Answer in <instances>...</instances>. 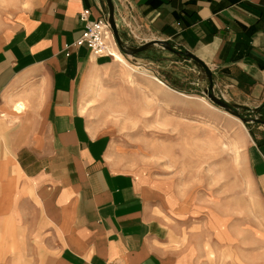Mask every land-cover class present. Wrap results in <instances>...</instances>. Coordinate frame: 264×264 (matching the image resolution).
Returning a JSON list of instances; mask_svg holds the SVG:
<instances>
[{
  "label": "crops",
  "instance_id": "crops-1",
  "mask_svg": "<svg viewBox=\"0 0 264 264\" xmlns=\"http://www.w3.org/2000/svg\"><path fill=\"white\" fill-rule=\"evenodd\" d=\"M114 2L124 39L140 43L122 16L142 39L195 53L226 99L263 105L264 0ZM85 8L104 13L99 0H30L0 21V264H258L240 226L218 209L196 219L189 189L125 164L90 117L92 78L114 59L74 44ZM249 126L231 130L242 169L229 207L264 216V123Z\"/></svg>",
  "mask_w": 264,
  "mask_h": 264
},
{
  "label": "rangeland",
  "instance_id": "rangeland-1",
  "mask_svg": "<svg viewBox=\"0 0 264 264\" xmlns=\"http://www.w3.org/2000/svg\"><path fill=\"white\" fill-rule=\"evenodd\" d=\"M29 1L0 0V21L27 7ZM123 56L129 65L114 57L107 69L92 78L91 101L87 92V103L93 105L90 117L96 118L111 135L114 149L125 164L138 167L146 163L157 176L167 179L171 189H189L190 203L202 210L196 219H208L209 211L218 209L226 225L240 226L237 233L244 240L242 257L255 252L258 264H264L262 212L252 215L246 207L241 211L230 208L237 198L233 188L236 172L239 174L242 169L239 143L231 130L244 126L242 120L205 95V83L200 84L198 69L183 57L160 46L136 56ZM140 67H146L168 87L142 73ZM194 80L196 84L189 83ZM182 89L192 91L186 93ZM180 93L202 97L214 107ZM243 114L251 116L250 112ZM196 127H201L197 129L199 135H205L202 141L191 131ZM256 236L259 242L250 244Z\"/></svg>",
  "mask_w": 264,
  "mask_h": 264
},
{
  "label": "water",
  "instance_id": "water-1",
  "mask_svg": "<svg viewBox=\"0 0 264 264\" xmlns=\"http://www.w3.org/2000/svg\"><path fill=\"white\" fill-rule=\"evenodd\" d=\"M101 4V8L105 13L108 14V18L111 24L112 32L117 41V44L120 50L126 54L131 56H136L144 51L156 48L158 46L167 49L176 55L183 57L185 60H188L193 63V65L198 69V80L201 83H205L203 87V92L205 95L215 104L220 106L226 111H230L234 115H236L239 119L242 120L244 124L246 123H255L260 122L264 123V117L260 113V106H249L242 103H233L218 94L215 89L214 83V74L211 68L195 53L191 52L188 49L179 48L172 41L160 38H154L148 40L142 44H134L130 43L126 39H124L120 33L119 26L117 24L116 19V7L114 0H99ZM198 82V84H199ZM250 112L251 116L247 117L243 113Z\"/></svg>",
  "mask_w": 264,
  "mask_h": 264
},
{
  "label": "built area",
  "instance_id": "built-area-1",
  "mask_svg": "<svg viewBox=\"0 0 264 264\" xmlns=\"http://www.w3.org/2000/svg\"><path fill=\"white\" fill-rule=\"evenodd\" d=\"M90 11L88 8L83 9L79 13V18L84 22V29L82 34L74 41L75 45H83L85 44L91 53H94L97 56H107L114 58V50L117 48L120 52H122L117 44V41L112 32L111 24L108 18L107 13H103L98 18L91 20L89 18ZM117 19V18H116ZM122 23L129 29L131 34L140 41L139 44H142L147 39H142L134 32L133 24L131 20L122 16ZM118 26L120 22L117 19ZM123 53V52H122ZM68 54V53H67ZM124 54V53H123ZM222 95L223 93H218ZM226 98V97H225ZM105 264H121L116 260L108 261Z\"/></svg>",
  "mask_w": 264,
  "mask_h": 264
},
{
  "label": "bare ground",
  "instance_id": "bare-ground-1",
  "mask_svg": "<svg viewBox=\"0 0 264 264\" xmlns=\"http://www.w3.org/2000/svg\"><path fill=\"white\" fill-rule=\"evenodd\" d=\"M114 57H116L117 59L121 60L123 63H125L126 65H129L125 59H124V56L121 52H119L118 50H114ZM141 68V67H140ZM142 73H144L145 75L147 76H150V77H153V79L159 81L162 85H165L166 87H168L164 82H162L158 77L154 76V75H151L150 74V71L146 68V67H142ZM179 93V92H178ZM181 95H183L184 97H187V98H193V99H198V100H203L205 102H207V100H205L204 98L202 97H195V96H191V95H187V94H184V93H180ZM209 105H211V103L207 102ZM212 106V105H211ZM214 107V106H212ZM16 110L17 111H21L23 108H24V105L19 103L16 105ZM217 108V107H216ZM201 127H196V128H192L191 131H193V133L195 132V136L198 137V139H201V141L204 139V134H201L199 135L198 132H197V129L199 130Z\"/></svg>",
  "mask_w": 264,
  "mask_h": 264
},
{
  "label": "trees",
  "instance_id": "trees-1",
  "mask_svg": "<svg viewBox=\"0 0 264 264\" xmlns=\"http://www.w3.org/2000/svg\"><path fill=\"white\" fill-rule=\"evenodd\" d=\"M183 90V89H182ZM186 90H188V89H186ZM262 110V113H263V111H264V103H263V105H261V109H260V111ZM262 116L264 117V113L262 114Z\"/></svg>",
  "mask_w": 264,
  "mask_h": 264
}]
</instances>
